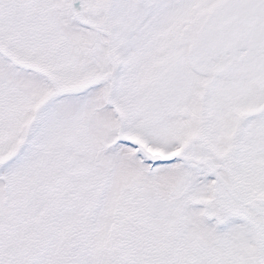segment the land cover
<instances>
[{
	"label": "snow or ice",
	"instance_id": "snow-or-ice-1",
	"mask_svg": "<svg viewBox=\"0 0 264 264\" xmlns=\"http://www.w3.org/2000/svg\"><path fill=\"white\" fill-rule=\"evenodd\" d=\"M0 264H264V0H0Z\"/></svg>",
	"mask_w": 264,
	"mask_h": 264
}]
</instances>
